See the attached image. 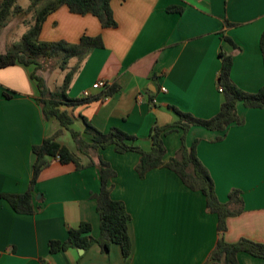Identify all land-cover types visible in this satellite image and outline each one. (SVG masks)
<instances>
[{
  "label": "crops",
  "instance_id": "obj_1",
  "mask_svg": "<svg viewBox=\"0 0 264 264\" xmlns=\"http://www.w3.org/2000/svg\"><path fill=\"white\" fill-rule=\"evenodd\" d=\"M115 27H103L93 14H77L61 6L45 20L40 38L78 42L82 35H101L71 83L69 95L90 100L72 109L73 127L84 131L83 116L102 131L117 127L136 136L135 144L150 150V132L178 119L174 107L199 118L221 108L218 76L221 52L232 56L231 78L245 91L264 86L260 37L264 30V0H112ZM232 39L234 45L225 40ZM74 62V61H73ZM34 65L0 67V264H212L208 256L219 238L264 243V108L238 106L243 124L221 131L193 126L190 146L200 139L197 154L208 168L222 202L239 189L241 210L218 230V215L209 211L205 195L187 187L179 175L156 167L140 177L135 167L141 154L117 152L113 145L92 152L115 169L111 196L124 201L131 215L132 252L124 257L118 244L103 251L69 248L50 252L51 239L66 240L68 229L81 222L99 236L100 219L93 193L100 190V170L77 149L71 132L55 118L45 119L37 101ZM104 80L106 88L92 85ZM165 88L166 90H163ZM113 93L104 96L107 90ZM5 92L11 94L10 97ZM59 131L84 165L55 159L45 167L34 188L35 213L16 212L4 195L29 188L33 146ZM182 129L163 136L165 161L182 144ZM86 140L91 135L84 133ZM239 264H264V258L240 251Z\"/></svg>",
  "mask_w": 264,
  "mask_h": 264
},
{
  "label": "trees",
  "instance_id": "obj_2",
  "mask_svg": "<svg viewBox=\"0 0 264 264\" xmlns=\"http://www.w3.org/2000/svg\"><path fill=\"white\" fill-rule=\"evenodd\" d=\"M18 1L0 0V29L7 25L13 15L20 13L30 15L25 20L26 29L20 39L6 51L0 52V67L17 63L26 66L34 65L35 70L31 76L37 80L39 88L37 101L42 107L45 119L55 118L62 127L69 130L77 149L87 154L90 157L89 164H96L100 170V190L92 194L100 219L99 236L92 235L90 223L81 222L78 227L68 229L66 240L51 239L49 241L50 252L56 253L72 247L87 250L93 244H98L101 250L107 251L112 243H116L120 246L124 257L127 258L131 255L133 247L129 233L131 215L124 201L111 196L112 184L109 183V180L116 175V171L101 155L97 157L98 161H95L92 156V152L109 145H113L115 150L120 153L139 152L141 156L135 169L142 178L148 171L156 167H167L175 171L187 187L199 190L205 195L207 208L218 215L219 232H225L227 218L237 214L242 208L241 191L239 189L231 190L226 202H222L218 198L214 180L197 154V145L200 139L188 146L186 133L191 127L198 125L223 132L218 137V139H222L229 126L241 125L245 121L238 112L239 104L244 107L264 108V86L256 92L245 91L237 86L231 78L232 56L221 52L222 67L218 76V85L223 88L224 101L214 116L199 118L190 112L174 107L178 119L173 124L166 126L155 124L152 127L150 150H143L135 144L136 136L117 127H112L107 132L102 131L84 116V131H78L73 127L75 118L72 109L88 102L90 98H72L69 95V90L83 61L95 48L103 46L102 36L84 34L78 42H69L64 39L44 41L40 38V33L47 17L61 6H67L73 13L93 14L103 27H115L117 20L114 16L112 0H30L27 7L22 6ZM225 40L234 45L231 38L225 36ZM260 47L264 61V30L260 37ZM51 58H56L60 68L65 71L62 83L52 91L47 88L45 78L38 74V70L43 66V60ZM112 93L113 90L109 89L104 96ZM5 95L11 96L8 92H5ZM179 128L183 130L181 147L175 156L165 161L167 150L163 136ZM59 132L60 130H57L53 135L45 137L41 143L33 146L32 177L27 191L21 194L4 195L16 212L28 214L36 212L33 202L35 185L41 171L48 167L58 155L59 160L63 163L73 162L78 169L84 167L76 153L57 140ZM84 133L91 135L90 141L85 139ZM240 251L264 258V243L247 238L228 242L221 237L209 254L207 261H211L212 264H239L237 254Z\"/></svg>",
  "mask_w": 264,
  "mask_h": 264
},
{
  "label": "rangeland",
  "instance_id": "obj_3",
  "mask_svg": "<svg viewBox=\"0 0 264 264\" xmlns=\"http://www.w3.org/2000/svg\"><path fill=\"white\" fill-rule=\"evenodd\" d=\"M22 6L27 7L30 0H19ZM29 14L20 13L11 16L7 25L0 29V52L6 51L15 41L20 39L26 29L25 20ZM43 66L38 70V74L45 78L46 86L49 90H56L62 83L65 71L60 68L56 58L45 59Z\"/></svg>",
  "mask_w": 264,
  "mask_h": 264
},
{
  "label": "built area",
  "instance_id": "obj_4",
  "mask_svg": "<svg viewBox=\"0 0 264 264\" xmlns=\"http://www.w3.org/2000/svg\"><path fill=\"white\" fill-rule=\"evenodd\" d=\"M107 86H108V82H106V81H104V80H99V81L95 82V83L92 85L93 88H100V87H102V88H106ZM162 89H163V90H166L165 88H162ZM219 90H220V91H223L222 86H219ZM90 95H91V92H90L89 89H85V90L82 92V97H83V98H88V97H90ZM59 158H60V157H59V155H58L56 159H59Z\"/></svg>",
  "mask_w": 264,
  "mask_h": 264
},
{
  "label": "water",
  "instance_id": "obj_5",
  "mask_svg": "<svg viewBox=\"0 0 264 264\" xmlns=\"http://www.w3.org/2000/svg\"><path fill=\"white\" fill-rule=\"evenodd\" d=\"M79 250H80V251H83V249H82V248H79Z\"/></svg>",
  "mask_w": 264,
  "mask_h": 264
}]
</instances>
